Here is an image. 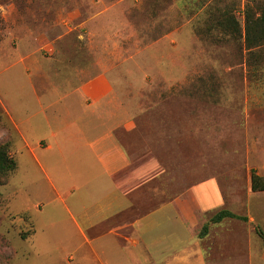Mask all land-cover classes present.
<instances>
[{
  "label": "rangeland",
  "instance_id": "rangeland-1",
  "mask_svg": "<svg viewBox=\"0 0 264 264\" xmlns=\"http://www.w3.org/2000/svg\"><path fill=\"white\" fill-rule=\"evenodd\" d=\"M246 7L256 11L264 7V0H0V147H5L8 157L18 165L1 176L0 264L107 263L109 256H104L99 247L100 257L91 254L90 262L83 258L87 246L74 253L82 241L67 233L66 226L73 225L71 215L57 201L36 159L47 168L48 158L22 148L9 113L17 108L16 117L22 120L32 114L34 99L27 97L23 88L33 80L41 85L34 73L30 75L32 65L49 71L46 82L73 83L82 78L55 75V69L61 65L73 69L74 41L81 49L77 60L81 57L88 61V56H83L88 54L91 20L99 37L105 34L102 21L112 25V41L108 42L113 51L102 54L98 45L94 53L98 61L104 57L101 61L127 62L129 68L139 70L136 57H149L143 75L114 77L138 87L130 93L140 105L137 115L190 116L193 121L190 133H182L189 123L183 124L179 133L187 139L183 143L189 141L190 134L195 143L184 149L174 142L170 146L174 160L187 157L189 167L186 171L174 167V174L168 171L167 175L181 179L186 172V181L193 179V185L218 179L224 192L232 193L229 207L222 211L237 217L228 219L234 223L233 228L253 232V261L241 230L222 236L226 240L224 249H216V245L211 248L216 243L211 242L213 253L207 264H264V192L246 198L247 174L254 170L264 178V45L253 54L247 50ZM168 27L176 32L177 42L157 45L156 53H148V47L170 30ZM80 34L84 37L81 40ZM80 64L85 62L80 60ZM194 152H198L197 157ZM233 165L249 171H204L206 166L229 169ZM142 194L138 208L144 214L166 199L162 191L160 198L154 196L152 187L140 191L139 197ZM217 213H211L208 219ZM210 227L209 223L208 231ZM144 240L151 249L152 233L146 232ZM144 249L143 244L133 247L143 259L147 256ZM113 260L110 264H125L122 257Z\"/></svg>",
  "mask_w": 264,
  "mask_h": 264
},
{
  "label": "crops",
  "instance_id": "crops-1",
  "mask_svg": "<svg viewBox=\"0 0 264 264\" xmlns=\"http://www.w3.org/2000/svg\"><path fill=\"white\" fill-rule=\"evenodd\" d=\"M101 24L105 34L99 37L97 28L92 27V20L89 22L88 54L83 56H88V61L79 57L85 64L77 60L81 49L78 48L79 42L74 41L73 69L61 64L55 69V75L81 79L73 83L46 82L49 81V71L32 65L30 75L34 73L41 83L35 84L33 80L23 87L27 97L34 99L32 114H26L27 118L22 120L18 115L16 117L17 108L9 110L23 142L22 148L29 149L35 156L38 152L44 153L45 159L48 158L46 168L36 157L46 172L49 185L56 192L57 201L71 215L73 225L66 226L67 233L79 236L82 241L74 253L88 247L83 256L86 262H90L91 254L100 257L99 247L104 256H109L106 258L108 264L112 263L110 259L116 261L120 257L125 264L130 261L136 264H207L213 253V249H209L211 242H216L211 248L216 245V249H224L226 240L222 236L243 230L234 229V223L226 218L211 224L210 231L202 236V230L209 222L208 216L229 207L232 193L226 194L216 178L193 185V179L186 181V172L181 179L175 175V179H171L167 175L174 167H182L184 171L189 167L187 157L182 161L174 160L170 146L174 142L184 149L195 143L191 134L189 141L183 143L182 140L187 139L179 133L187 123L190 129L185 127L182 133H190L193 121L190 116L184 119L167 114L137 115L140 105L136 98H130V93L137 91L138 87L114 77L143 75L142 68L149 64L146 62L149 57L141 54L136 57L139 70L129 68L127 62L101 61L104 57L98 61L94 55L98 45H101L102 54L113 51L108 42L112 41L109 36L112 25L106 21ZM168 29L152 42L148 53H156L157 45L170 46L177 42L176 32ZM82 38L80 34L78 39ZM26 111L29 113L28 105ZM194 155L197 157L198 152ZM196 168L203 171L199 166ZM221 170L249 171L247 167L235 165L229 169L206 166L204 171ZM253 171L247 174V200L262 193L252 191ZM146 187H152L158 198L161 191L166 193V199L144 214L138 208L143 194L141 197L138 194ZM177 188L180 190H175ZM68 204L73 206L74 212ZM146 232L152 233L151 249L144 243ZM242 234L247 237L253 261V232L244 229ZM140 244L145 246V259L136 251L138 249L133 250Z\"/></svg>",
  "mask_w": 264,
  "mask_h": 264
},
{
  "label": "trees",
  "instance_id": "trees-1",
  "mask_svg": "<svg viewBox=\"0 0 264 264\" xmlns=\"http://www.w3.org/2000/svg\"><path fill=\"white\" fill-rule=\"evenodd\" d=\"M245 43L247 50L253 54L256 48L264 45V7H258L256 11L250 7L245 9ZM8 150L5 147H0V182L2 174H6L16 170L17 162L8 157ZM252 191L264 192V178L257 175L255 171L251 176ZM237 218L234 214L228 211H220L209 220L210 224L222 222L224 219ZM209 223L206 224L202 230V235L208 232Z\"/></svg>",
  "mask_w": 264,
  "mask_h": 264
}]
</instances>
